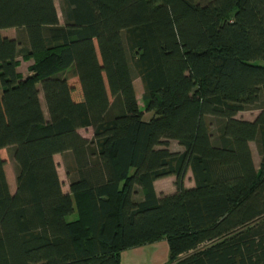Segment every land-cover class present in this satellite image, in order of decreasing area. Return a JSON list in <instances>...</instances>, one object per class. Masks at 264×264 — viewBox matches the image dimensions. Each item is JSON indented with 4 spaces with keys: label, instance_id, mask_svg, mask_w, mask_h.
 Masks as SVG:
<instances>
[{
    "label": "trees",
    "instance_id": "trees-1",
    "mask_svg": "<svg viewBox=\"0 0 264 264\" xmlns=\"http://www.w3.org/2000/svg\"><path fill=\"white\" fill-rule=\"evenodd\" d=\"M62 1L63 23L55 0H0V264H122L164 238L166 264H264V0Z\"/></svg>",
    "mask_w": 264,
    "mask_h": 264
},
{
    "label": "crops",
    "instance_id": "crops-1",
    "mask_svg": "<svg viewBox=\"0 0 264 264\" xmlns=\"http://www.w3.org/2000/svg\"><path fill=\"white\" fill-rule=\"evenodd\" d=\"M8 36H11V35H8ZM11 37H14V35ZM139 105H140V102H139ZM260 111H261L260 108L245 109V110L239 111L237 113L236 117L247 119V120H254V119H256V117L258 116ZM83 129H88L90 131V133L89 134H83V132H82ZM79 131L84 136H86L88 138L93 137L94 130H93L92 126L81 127L79 129ZM172 141H176L177 147H175V148L171 147ZM250 147L252 150V155H253L255 166L257 168H259V166L261 164V160H262V154L260 152V148H259L257 140H251L250 141ZM170 148L172 150H179V151L184 150V146L179 144L178 141L174 140V139H170ZM58 154H62V153H56L55 154L56 162H57V155ZM57 165H58V172H59L60 178H61L62 183H63L64 191L71 192L70 181L67 183V187L65 188L64 187L65 181L63 180L61 172L59 170L58 162H57ZM175 178L176 177L174 175H169V176H165V177H161V178L156 179L155 180V187H156L157 192L159 194L174 192L176 190ZM185 184L188 187L195 186V184H196L191 168L188 169L186 179H185ZM164 239L153 241V242L142 244V245H138V246H134V247H130V248L123 250L122 251V264H166L168 259H169V255H170L169 254L170 253L169 243H168V256L166 258V261H164V258H161V256H160L161 252L164 255L166 254L163 252V250H165V248L167 247V244L165 242L164 243L161 242ZM165 240H167V239H165Z\"/></svg>",
    "mask_w": 264,
    "mask_h": 264
},
{
    "label": "rangeland",
    "instance_id": "rangeland-1",
    "mask_svg": "<svg viewBox=\"0 0 264 264\" xmlns=\"http://www.w3.org/2000/svg\"><path fill=\"white\" fill-rule=\"evenodd\" d=\"M199 1L205 2L207 0H199ZM55 3H56V6H57V9H58L60 21L63 23L64 20H65L64 10H63V1L62 0H55ZM2 32L5 35H11V36H13V35L17 36L19 34V31L15 27L4 28L2 30ZM23 37H24V35H23ZM19 58L21 59V62H22L20 67H19V69L24 74H26V75L29 74L30 73L29 66L33 62V59L25 60V59H23L22 55H20ZM134 84H135V88H136V92H137V96H138V100L140 102V105L145 110V105H144V100H143L144 85H143V82H142V80H141V78L139 76H135ZM39 86L41 87V84H39ZM40 95H41V98H42L44 110L47 112V107H46L43 91H41ZM151 114H152L151 111H146L145 110V117L146 118H149L151 116ZM82 132H83V134H89L90 133V131L88 129H83ZM172 142H171V147H173V148L177 147L176 141H172ZM11 148L12 147H4V148H2L1 149V155L6 160V162H5V171H6V175H7V178H8L10 190H11V192H15L16 186H17V181H16V163H15V161L13 159L12 149ZM57 162L59 164V170L61 172L62 178L65 181L64 182V187L66 188L67 187V183L70 181V177L67 175L66 161H65L64 155L58 154L57 155ZM139 196H140V194L137 195V197H139ZM161 242H163V243L165 242L167 244V247L165 248V250H163V252L166 253V254L164 255L162 252L160 254L161 258H164V261H166V258L168 256V241L164 239Z\"/></svg>",
    "mask_w": 264,
    "mask_h": 264
}]
</instances>
